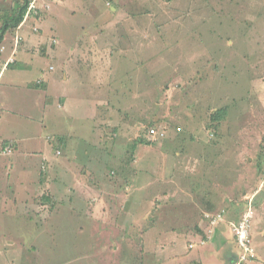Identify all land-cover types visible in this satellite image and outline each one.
Segmentation results:
<instances>
[{
  "label": "rangeland",
  "instance_id": "obj_1",
  "mask_svg": "<svg viewBox=\"0 0 264 264\" xmlns=\"http://www.w3.org/2000/svg\"><path fill=\"white\" fill-rule=\"evenodd\" d=\"M19 8L0 0V28ZM20 28L0 45V72L21 54L47 57L40 80H58L48 109L64 95L73 106L41 135H57L61 158L28 185L0 177V264H231L230 244L236 264H264V0H32ZM10 87L1 100L35 97ZM150 122L165 137L148 146ZM22 127L6 131L24 149L35 141ZM9 148L0 165L13 172L19 148ZM247 203L243 217L230 210ZM230 212L254 218L243 225L257 258L243 259L234 229L215 238Z\"/></svg>",
  "mask_w": 264,
  "mask_h": 264
},
{
  "label": "crops",
  "instance_id": "obj_2",
  "mask_svg": "<svg viewBox=\"0 0 264 264\" xmlns=\"http://www.w3.org/2000/svg\"><path fill=\"white\" fill-rule=\"evenodd\" d=\"M11 54H12V57L15 55L13 53H11ZM7 56H8L7 52L4 53V50L0 49V63H1V60L5 59ZM26 57H27V54L25 56L21 54L17 58L18 62L12 63L13 66L8 68L7 71L12 69L11 72H7V71H4L3 73L0 72L1 73L0 74V84H1L0 92H4V91H1V89L8 90L10 86L14 87L15 89L20 90L23 87L25 88L26 85H29L30 87L35 89L32 92V93L35 92V97L27 96V97H31V99L26 100L25 104H21L20 101H17L14 105L13 101L17 98L16 97L13 98L10 95L7 96V99L1 100L2 93L0 94V159H3L5 156L8 155L6 153V150H5L6 147H8L10 145L14 146L16 144L18 145V148H19V157L18 158H20L17 161V163H19V166H16V168H15L16 170L13 172H12V170L8 169L6 164H3L2 166L0 165V177L4 178L3 181H5V182H3V183H5L6 185H7L8 180L15 179L18 177L19 178L21 177L20 178L21 181H23L25 179L26 183H27V177H28L29 182L27 183V185L30 184L32 182V180L30 178V175L32 174V172L38 173L41 171L42 167H44V166L50 167L51 163H53L52 158L58 157V156L56 157V151L57 150L55 148H58V150L64 151V148L66 147L64 145L60 146V147L59 146L52 147V141L55 140L53 138L56 137L57 135H53L52 137L48 136L45 139V141H44V138L41 139L42 138L41 135H44L43 133L44 132L47 133V131H48L47 127L44 125L46 123L47 124L49 123L48 120L53 119L55 117V114L58 115V117L61 116L62 115L61 112H64V110L67 111V109H69L71 106H73V104H70L68 102L69 97L64 95L63 97H58V103L60 106L58 105L57 107L54 106V107H51L50 109H48L47 104H48L49 100L54 99L55 96L51 97V95H49L47 93L46 89H47V87H49L50 84L58 83V80L55 79L53 76H51L46 82L44 81L45 79L40 80V78L43 77V74L46 75L49 72L48 70L45 69L46 64L45 65L42 64V60L44 58H47V57L40 58V62L38 60L37 62H35L34 65ZM47 59H49V58H47ZM21 65H23L26 69L24 67H22ZM0 69H1V67H0ZM7 73L10 74V77L6 76ZM31 74L33 76L35 74H37L35 76V78H33V80L30 79ZM54 76H55V74H54ZM6 78H7V81L4 82L3 80ZM66 78H68V76H66L65 79ZM18 80H20V81L18 82ZM22 80H25L24 85H21ZM30 81H33V82H30ZM41 81L43 84L41 83ZM3 83L4 84L6 83L5 86ZM29 83H32V84H29ZM47 84H48V86H47ZM29 94H31V93H29ZM76 106H77V104H76ZM23 108L27 112L26 116H23ZM27 108H28V110H27ZM37 108H44L43 109L44 115H42L44 117L41 119V121L37 120L38 119V117L36 115L37 114V112H36ZM78 108L80 109V107H78ZM22 125L29 132L28 135H31L30 143H32V141H35L34 143H36L40 139L43 142L41 147L36 148V149H32L31 145L33 146V144H34V143H32L31 145L25 146V148L23 149V147H22L23 139L18 138L17 137L18 134L16 135V133L15 134L7 133V131H20V129L23 128ZM34 128L36 129L35 131H33ZM3 133H5V134H3ZM32 134H34V135H32ZM20 151H21V153H20ZM75 151H77V149H75ZM22 153L23 154L25 153V155L23 156ZM59 158H61V155L57 159H59ZM138 158H139V156H138ZM138 158L136 160L137 162H138ZM68 159H66V162L69 161ZM60 162H62V161H60ZM59 165H60V167L62 166L61 164H59ZM59 165H58V167H59ZM68 166H71V164H69ZM32 169H34V170H32ZM67 170H69V169H67ZM18 183H19V181H17L15 186H18ZM12 187H13V185L11 187H9V189L12 190ZM45 187L46 188L49 187L48 181L43 183V184L37 182L36 185H34L32 188L28 187L27 190L25 189V191L29 192V194H31L33 189L36 191H39V190H43ZM9 189L5 188V191L6 190L10 191ZM18 192L15 193L14 196L18 195ZM4 193H2V194H4ZM14 196H10L8 198H11ZM27 197H29V195ZM8 198L5 199L3 197L1 199L3 200V203H4ZM3 207H5V206H3ZM7 214H9V213H7ZM6 220L8 221L10 219L7 218ZM0 222L2 223V221H0ZM229 254H232L230 249H229ZM232 256H233V258H236L235 254ZM229 262L231 263L230 260H229Z\"/></svg>",
  "mask_w": 264,
  "mask_h": 264
},
{
  "label": "trees",
  "instance_id": "obj_3",
  "mask_svg": "<svg viewBox=\"0 0 264 264\" xmlns=\"http://www.w3.org/2000/svg\"><path fill=\"white\" fill-rule=\"evenodd\" d=\"M31 1L32 0H18V3H19V5H20V8H19V10H16V13H15V15H14V17H13V19H8L7 17H5L6 19H4V22L2 23V27L0 28V45L3 43V41L5 40V37L6 36H13V37H15L18 33H20V25H21V23L24 21V18H25V16H26V14H27V10H28V7H29V4L31 3ZM216 15H218V14H215V16ZM38 19H39V17H37ZM39 21V20H38ZM36 32H38V34H40V31H36ZM56 38V37H55ZM53 39V38H52ZM16 40V39H15ZM52 46H54V45H52ZM30 51H32V50H30ZM11 66H13V65H9V67H11ZM49 73V72H48ZM54 76V75H53ZM221 112L220 111H217V112H215V113H212V124L214 123V121H216V123H219L221 120H222V118H221ZM148 125V128H150V131H151V129H153V128H155V129H159V127H156L155 125V123H149V124H147ZM154 142L155 141H153V137L152 136H150V141H149V143L148 142H145L144 141V139L143 138H140L137 142H136V144H139V143H148V146H151L152 144H154ZM62 145H63V141H61L60 142ZM7 149H9V146L8 147H6L5 148V150H6V152H7ZM131 156H129L128 157V159L126 160L127 162H129V161H134V159H135V161L137 160V158H138V156H134V158H130ZM137 162V161H136ZM138 164H139V162H137ZM91 165H92V163H91ZM97 166V165H96ZM88 167V165L85 167V169L83 170V175H84V177H85V179H87L86 180V183H87V185L89 184V185H96L95 183L94 184H91V177H88L87 176V172H86V168ZM117 175H119L118 173H117ZM83 182V181H82ZM71 189V188H70ZM69 189V190H70ZM100 190H101V188H100ZM247 201V200H246ZM248 202V201H247ZM243 204H245V203H243ZM247 205V206H246ZM245 205V207L243 208V206L244 205H242L241 206V204L239 205V207H237V208H234V207H232V208H230V210L231 211H233L234 209V213L235 214H240V217H243V216H245V211H247L248 209H250V207L248 206V203ZM253 206H254V204H252ZM241 206V207H240ZM243 208V209H242ZM231 214V212L230 213H228V215H227V217L224 219V220H222V221H220L218 224H217V230H216V234L214 233V231H213V234H215L214 236H215V238H216V235L217 234H219L220 232H222L223 230H229V229H232V230H229L230 231V233H231V237L233 236V229H235L237 226H239L240 225V223L242 222H240L239 221V218L238 219H236L232 214ZM205 216V215H204ZM253 219L254 218H250L249 219V223H250V229L252 230V223H253ZM197 232L201 235V236H203V240H204V242L206 243V241H207V237L205 236V234H204V232L201 230V229H197ZM250 239H251V246H252V233L250 234ZM228 249H230V250H232V246H231V244L230 245H228ZM243 251V253H244V250H242ZM235 255H236V258H233V256H232V254H230V256H229V258H228V260H230L231 261V264H236L237 263V260H239V258H238V253H234ZM253 259H255V258H253Z\"/></svg>",
  "mask_w": 264,
  "mask_h": 264
},
{
  "label": "built area",
  "instance_id": "obj_4",
  "mask_svg": "<svg viewBox=\"0 0 264 264\" xmlns=\"http://www.w3.org/2000/svg\"><path fill=\"white\" fill-rule=\"evenodd\" d=\"M16 42L18 43L19 40H16ZM150 135L154 138L157 136L162 137V138L165 137L164 133H160L159 129H155V128L151 129ZM6 153L11 154L12 149L11 148L7 149ZM249 219L250 218H248V220L243 219L242 222L240 223V225L234 229V231H235L234 234L238 240V243H239L241 249L244 250V252H245V254L243 255L244 260H246L248 256L253 257V258H255V256H256V255H254L253 250L251 249L250 230L248 231L247 230L248 227H245L243 225L245 223L247 226H250ZM222 220H218V222H220Z\"/></svg>",
  "mask_w": 264,
  "mask_h": 264
},
{
  "label": "clouds",
  "instance_id": "obj_5",
  "mask_svg": "<svg viewBox=\"0 0 264 264\" xmlns=\"http://www.w3.org/2000/svg\"><path fill=\"white\" fill-rule=\"evenodd\" d=\"M15 42H16V40H15ZM19 44H20V42H19V43L16 42V45H15V54H16V52H17L16 50H17ZM2 50L5 51V48H3ZM8 67H9V65H8ZM5 69H6V68H5ZM2 71H3V70H2ZM2 71H1V72H2ZM4 71H5V70H4ZM155 142H156V141H155ZM255 257H256V256H255Z\"/></svg>",
  "mask_w": 264,
  "mask_h": 264
}]
</instances>
